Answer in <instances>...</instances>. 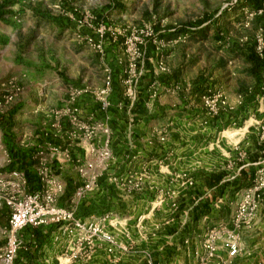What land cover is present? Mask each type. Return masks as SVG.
<instances>
[{"label":"crops","instance_id":"0c3cea01","mask_svg":"<svg viewBox=\"0 0 264 264\" xmlns=\"http://www.w3.org/2000/svg\"><path fill=\"white\" fill-rule=\"evenodd\" d=\"M73 21L36 11L26 21L0 22V84L21 89L13 126L0 127V239L8 227L3 197L40 190L42 169L57 204L84 223L73 232L67 224L20 230L14 264H205L203 244L213 230L222 237L206 264H264V198L243 219L237 210L264 169V89L255 96L254 80L230 65L219 80L204 82L188 72V59L158 76L150 41L143 75L114 81L100 97L97 57L84 61L82 46L72 50L67 40ZM212 85L229 99L215 118L201 101ZM90 224L101 234L90 237ZM226 236L239 248L234 256L222 246ZM81 237L92 243L76 252Z\"/></svg>","mask_w":264,"mask_h":264},{"label":"rangeland","instance_id":"374dc122","mask_svg":"<svg viewBox=\"0 0 264 264\" xmlns=\"http://www.w3.org/2000/svg\"><path fill=\"white\" fill-rule=\"evenodd\" d=\"M46 1L0 0V22L26 21L36 11L74 20L75 32L67 40L72 50L75 43L82 46L84 61L97 57L94 80L100 83V90L107 80L113 85L114 81L129 84L139 79L151 41L158 76L166 77L174 64L180 67L188 59V72L204 82H215L230 65L241 70L243 80H254L255 96L263 93L264 68L255 74L246 54L252 45L260 55L264 50L262 9H255L247 0H83L82 4L55 0L53 5ZM197 32L206 37L202 39L194 34ZM159 34L168 38L160 39ZM232 84L228 83L229 90ZM210 90L222 93L229 106L220 86L212 85ZM14 100L0 106V127L7 131L13 126L10 115ZM202 107L209 116H216L208 113L203 102ZM204 125L202 121L198 127ZM72 205L69 202L68 206ZM2 244L0 239V247Z\"/></svg>","mask_w":264,"mask_h":264},{"label":"built area","instance_id":"2783aa9c","mask_svg":"<svg viewBox=\"0 0 264 264\" xmlns=\"http://www.w3.org/2000/svg\"><path fill=\"white\" fill-rule=\"evenodd\" d=\"M111 86V81L107 80L103 88L101 90L99 89V96L102 95L103 97L106 95ZM20 90V87L12 82L0 84V106L12 103ZM201 99L203 105L208 109V113L214 115L219 114L221 109L223 110L228 106L226 98L222 93L212 92L210 89L201 96ZM80 172H83V170L81 169ZM13 175L21 180V183L18 185L25 183L23 175L19 172L14 171ZM39 175L42 182L40 190L29 193H20L16 190L13 194L3 197L8 210V227L5 232L4 244L0 248V260L5 264H14L20 248L18 232L26 227H37L44 224H67L71 226L69 232L83 229L84 223L81 220L74 219L70 211L57 204L56 195L48 186L47 170L42 169ZM140 183L136 181L132 184L134 187H140ZM262 198H264V169L259 170L258 178L254 180L253 185L241 196L237 208L238 218L243 219L249 213L250 209L254 207L255 202ZM88 229L90 237L101 234L100 227L97 225L90 224ZM102 237L110 243L113 242L111 235H103ZM220 237L222 235L219 234V231L213 230L204 241L205 264L216 258ZM91 243L92 241L89 237L77 239L76 252L82 251L83 246ZM222 246L228 251L230 256L236 255L239 251L237 244L229 236H226L225 240L222 241ZM118 247L124 251L128 249L125 245ZM73 257L76 258L78 255L73 252Z\"/></svg>","mask_w":264,"mask_h":264},{"label":"trees","instance_id":"16d2710c","mask_svg":"<svg viewBox=\"0 0 264 264\" xmlns=\"http://www.w3.org/2000/svg\"><path fill=\"white\" fill-rule=\"evenodd\" d=\"M249 4L252 5L255 9H262V15L261 18H263V24H262V33H263V40H264V0H247ZM247 57L252 64V70L255 72V74H258L263 68H264V50L262 54L260 55L258 52H256V48L254 46H248L246 49ZM203 95V93H202ZM217 117L214 116V118ZM199 208V212L202 213L206 210L207 203H202L197 205Z\"/></svg>","mask_w":264,"mask_h":264}]
</instances>
